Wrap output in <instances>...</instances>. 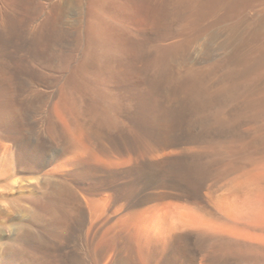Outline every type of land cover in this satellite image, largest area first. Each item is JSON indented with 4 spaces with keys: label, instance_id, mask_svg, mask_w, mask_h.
Returning <instances> with one entry per match:
<instances>
[{
    "label": "rangeland",
    "instance_id": "rangeland-1",
    "mask_svg": "<svg viewBox=\"0 0 264 264\" xmlns=\"http://www.w3.org/2000/svg\"><path fill=\"white\" fill-rule=\"evenodd\" d=\"M88 3L89 0H0V85L9 70L12 71L17 65H21L16 72L21 98L31 94L39 96L34 111L27 116L26 128L29 140H35L34 142H38L46 148L43 154L37 153L34 157L37 160L46 161L45 171L53 168V176L51 174L47 175V180H44L51 183L46 186L47 189L51 188L57 178L58 180L62 179L60 178L61 175L59 176V173L55 171L60 168L58 164L64 161L63 158L72 156L73 143L65 129V124L74 126L77 123H83L86 127L95 129L96 119L92 116L93 111L97 110L99 113L105 111L107 101L110 99L108 93L100 96L97 92L77 85V81L81 82V80L89 79L92 76L83 70L85 69L84 62L92 50L91 47L89 48L88 30L95 19L94 16L99 14L101 19L108 20L102 15L103 12L99 11L100 15L99 12L91 10ZM145 3L151 9L155 7L162 9V15L159 19L157 18L158 20L150 19L152 18L150 13L149 17L147 16L148 18L144 19L145 21L129 20L120 27L125 36L131 38L136 45L140 43L137 45L139 49L135 48L138 66L132 72L130 83L137 84L143 80L144 87L162 89L163 93L174 95L175 100L179 101L181 106L184 107L182 108L184 122L181 125L182 131L188 133L185 139H188V143L185 145L187 150L185 149L183 155L185 162L188 163L184 168L186 169L185 178L188 180H186L184 188L178 191L179 196L172 197L165 194L162 199L146 205L147 208L142 209L141 214L148 217L146 214H150V211L152 213V210L153 212L156 211L154 213L167 212L174 224L178 222V219L182 220L181 224L177 223L179 227L176 226L175 231L182 233V236H184L185 250L188 248L186 253L188 252L189 256L184 254L181 258L179 257V260L176 258L173 263H170L167 258L170 259L169 253L165 252L161 245H152L151 249L142 250L135 242L136 240L129 237V231L125 233L126 231L119 230L121 228L120 221L104 224L105 215L110 210L119 207L118 210L123 208L121 211L127 213L135 208L134 204L141 194L143 196L153 195L155 191L159 190L158 188L144 190L143 192L137 190L133 186L134 177L130 173H123V171L112 168L108 164L103 151L102 142H105V140L95 134L91 137L94 142L92 149L95 158L87 160L86 168L83 169L86 174L73 176L75 178H72L73 181L68 179L65 183L73 191L84 194L89 200V206L92 198L96 199L100 196L92 195L90 193L92 191H87V187L94 188L93 190L96 192L106 191L109 193L112 190L109 193L110 198L108 205H106L107 208H105L106 211L94 214L88 209V211L80 213L77 222L65 236L58 231L56 232V230L51 231L48 229L47 220L42 219L46 221L44 222L46 224L45 230H43V227L41 229L35 227L39 231L38 233H32L33 238L38 234L51 244V256L44 257L42 260L43 262H51L55 252L54 255L62 258V264H108L110 261H113L110 264H120V261L121 264H125L126 261L128 264H254L256 259H252L253 257L242 258V255L238 253L223 254L217 252L212 246L210 238L224 234L230 237L234 235V238L244 241L250 240L244 235H238L230 231L229 228L240 225V223L241 225L249 224L251 219L240 217L236 211L231 210L225 204L228 200L231 201L229 203L235 204L238 210L243 208L242 210L246 211L245 207L248 206V210L250 206L247 198L250 200V197L254 196V192L264 190V165L259 166L264 164V157H261L264 154V109L255 112L249 104L257 101L258 103L264 102V65L260 68L263 76L257 82H254L249 81V78L246 81V77L238 80L240 78L239 66L236 64V59L241 58L245 53L249 52L247 55L250 54V56L257 55L258 51L255 50H259L257 48L259 42L261 45L264 44V29L263 34H256L259 20L264 17V15L262 17L264 13H259L257 5H254L255 3L247 4L246 2L240 3L232 10H229L227 6L218 4L216 12L211 13L207 12V0H146ZM54 18L56 19L54 30L51 31L48 41H44L41 39L42 29L48 20ZM171 43H178L179 45H177L181 49L178 48L177 56L172 57L166 62L165 66H162L165 69L163 71L162 68H158L155 57L160 48ZM3 46L14 51L6 50ZM89 49L90 51H88ZM160 72L162 73L160 74ZM228 74H231L232 80L237 83L242 81L239 84L241 86L236 88L235 95H230V92H227V95L219 90L225 81L231 83L227 77ZM65 102L73 104L76 108L75 114H71L64 109V106L67 105ZM64 119L67 121H63ZM102 131L110 135L109 129L104 130L102 127ZM6 151L0 145V264L8 257V248L17 242L15 232L19 236L20 226L31 221L33 215L36 214V203L32 199L36 197L43 198L44 196L41 194L45 189L42 185L43 180H39L38 184L36 181H29L28 174L19 166L18 159L21 153L18 150ZM256 156L263 161L259 163V160L255 159ZM253 158L256 161H253ZM254 162H257V165ZM53 171L57 175L55 178ZM116 174L120 175L115 176ZM257 174L262 178H258ZM250 175L257 176L256 184L259 183L258 185H251L256 177ZM49 176H52V178ZM252 177L254 181H249ZM30 182L34 184L35 189ZM79 182L81 185H79ZM130 184L131 186H129ZM127 186L129 187L127 188ZM210 189L211 191H209ZM112 192L116 194L111 196ZM161 192L166 193L164 190ZM121 201H124L123 204ZM243 201H246V203H243ZM150 205L151 207H149ZM127 206L128 208H126ZM178 210L182 212V217H175L176 221L172 216ZM236 216L239 218H236ZM101 226L105 230H102ZM97 227L98 229L94 233ZM106 227L109 229L106 230ZM13 228L14 230H12ZM121 232L123 233L121 234ZM111 234L115 238L110 237ZM98 235L102 237L100 236V238ZM104 235L107 237L105 238ZM119 236L123 237L119 238ZM12 237L15 239L14 241H12ZM93 238L96 239L93 240ZM9 240L11 241L9 242ZM62 240L64 241L62 242ZM97 241L103 242L102 248H100L101 245ZM132 241L137 245H132L134 244ZM117 243L118 245H116ZM93 246H97L99 249ZM109 246L111 249L113 248L112 251ZM25 247L27 250H35L32 244ZM6 248L7 251H5ZM120 249L123 251H120ZM103 256L109 260H105ZM118 257L125 260H119ZM26 258L28 263L32 262L33 258L29 255ZM66 258L68 259L66 260ZM10 259L11 261L21 262L18 259Z\"/></svg>",
    "mask_w": 264,
    "mask_h": 264
},
{
    "label": "bare ground",
    "instance_id": "bare-ground-1",
    "mask_svg": "<svg viewBox=\"0 0 264 264\" xmlns=\"http://www.w3.org/2000/svg\"><path fill=\"white\" fill-rule=\"evenodd\" d=\"M207 1H208V3H206L207 12H210V13L214 12V11L216 12V10L218 9L217 8L218 4H222L224 6H227L229 10H232V9L236 8L240 3H243V2H246L247 4L255 3L254 5H257L259 13H261V12L264 13V0H207ZM145 2H146V0L145 1L144 0H89L88 5H89L90 9L94 10L96 12H99V11L103 12L102 15H104L106 18H108V20L101 19L99 17V14H98V16H96V15L94 16L95 19L92 21V24L90 25V28L88 30V38H89V44H90V46L89 45L88 46H89V48L91 47L92 50H91V53L89 52V54H88L89 57L84 62L85 69L83 70L84 72H86L92 76L89 79L85 78V79L81 80V82L77 81V85L82 87V88L91 90L93 92H97L98 95H100V96H104L106 93H108L110 95L109 96L110 99L107 101L108 104H106L105 111H103L102 113H99L97 110L93 111L92 116L94 119H96L95 129H92V128L90 129V128L86 127L83 123H77L74 126H71L69 124H65V127H66L65 129L69 133L70 139L73 143L72 150H71L72 156L69 158H63L64 159L63 162L60 161L61 163H59V164L57 163L58 167H60V168H58V170H55V171H57L59 173V176L60 175L62 176V177L60 176V178H62V179L58 180V178H57L55 180V182L52 184L50 189H47L46 186L48 184H51V183L49 181H44V180H47V178H48V177H46L47 175L53 174L52 173L53 168H52V170L50 169L49 171H45L44 168L47 166L46 161H40V160H37L35 158L36 157L35 155L37 153L43 154V151L46 148L43 145H41L40 143L38 144V142H34L35 140H29L27 128H26V125L28 123L27 122V116L31 112L34 111L35 106H36L37 102L39 101V96L37 94H31V95H28L24 98H21L20 93H19L20 88L18 87V81L16 79L17 78L16 72L18 71V69H20L21 65H17L16 68L12 71L9 70L7 75L4 77V81L0 85V145L3 148V150L4 149L7 151L8 150H12V151L18 150L21 153L20 154L18 152L20 154V157L18 159L19 166L25 173L28 174L29 181H31V182L36 181V183L38 184L39 180H43L42 185L44 186L45 189H43L41 187L44 190L43 193L41 194L42 196H44L43 198H39L36 196H35L36 198H34V199L31 198L32 201H35V203H36V207H37L36 208V214H34L33 215L34 217L31 218L32 222L31 221H29L27 223L25 222L24 225L20 226V228L18 225V228L20 229V231L17 230L20 233L19 236H17V232L14 231L16 233L15 239H17V242L15 245H12V243H14V242L11 243L12 246L10 248H8L9 249L8 250V253H9L8 257L6 259H4L1 262V264H62V258H60L58 255H54L55 252L53 253V259L51 260V262H43L42 258L47 257V256H51V254H52V252L50 251V249H51L50 245L51 244L47 241V239L41 237L38 234H36V237L33 238L34 235L32 233H35V232L38 233V231H39V229H36L35 227L40 228V229H41V227H43V230H45L44 228H46V224L44 222H46L45 220H47V225L49 227L48 229H50L51 231L56 230V232L58 231L63 236H65L73 228L75 222H77V220H78L77 218H78V216H80L79 215L80 213L85 212L86 210L88 211V209H89V211H91V213H94V214H98L102 211H106L105 208H107L106 205H108L109 198H110L109 193L112 190L109 193H107L106 191L96 192L95 190H93L94 188H88L87 187V191L88 190L92 191V192H90L92 195L100 196V198H96V199L92 198V201L90 202V206H89V200L84 194H82V193L79 194V193L73 191L65 183V181L67 182L68 179L73 181L72 178H74L75 176H79V174H82V175L86 174L83 169L86 168V162H88L87 160L88 159L91 160V158H93V159L95 158L94 157L95 153H93L94 150L92 149V145L94 142L91 140V137H93L95 134L105 140V142L103 141L102 143H103V151H104V154L106 155V161L108 162V164L112 168L123 171V173L124 172L130 173L134 177V179H133L134 185L133 186H135V188L137 190H139V191L141 190L142 192L144 190L148 191V189L151 190L154 188L155 189L158 188V190H159V191H155L153 195L143 196L141 194L140 198L134 204L135 208L133 210L127 212V213H123L124 211L123 212L121 211L123 208L118 210L119 207H118V209L110 210V212L107 215L104 214L105 215L104 224H107L109 222L113 223L114 221H120V227L121 228L119 230L126 231L125 233H127V231H129V234H130L129 237H131L132 240L135 239L136 240L135 242L138 244L139 248L142 250H149V249H151L152 245H155V246L161 245L162 249L165 250V252L167 251L169 253L168 255L170 256V259H169V257H167V258H168V261L170 263H173V261L176 258H178V260H179V257L181 258L182 255H184V254L186 256H189L187 254L188 252L186 253V250L188 248L185 250V244L186 243H185L184 238H183L184 236H182V233H178L175 231V227L176 226H177V228L179 227V225L177 223L181 224L182 220L178 219V222L174 224L173 222H171V220H170L171 216H169V214L167 212L154 213L156 211L153 212L152 208H151L152 213L149 209L150 214H146V215H148V217L145 215L143 216V214H141L142 209L144 210L147 208L146 205L150 204L151 202H153L155 200L162 199L165 194L170 195L172 197L179 196L178 191L184 188V186L186 184V180H188L185 178V175H186L185 170L186 169H184L188 163H186L184 158H183L184 151L186 149L185 145L188 143V139L185 140L186 137L188 136V133H187V131L185 133L182 131V125H181L182 122H184L183 109H182L184 107L181 106L179 101L175 100V98L173 97L174 96L173 94H172L173 96H171L170 93H169V95L165 94V93H163V91H161L162 89L159 90V89H156L155 87L154 88L153 87L152 88L144 87V81L143 80L137 84L130 83L132 72L135 71V69L138 66L135 48L140 43H138L136 45V43L134 41H132L131 38L129 39L127 36H125V34L122 32V29L120 27L123 26L125 24V22H127L129 20H144V19L149 17L148 15L150 13L152 14V15L150 14V16L152 17L150 19H152V20H154V19L158 20L161 17V15H162V11H161L162 9L161 8H159V7L153 8L152 7L153 9H151L148 5H146ZM153 6H154V4H153ZM26 7H28V6H26ZM198 8H196V9H198ZM196 9H195V12H196ZM180 10H182V9H180ZM198 13H199V11H198ZM100 15H101V13H100ZM263 15L264 14H262V17H263ZM195 16H196V14H195ZM195 20H196V18H195ZM55 22H56L55 18L53 20L47 21V23L45 24V26L42 29L43 32L41 34V39H43L44 41H48L47 39L50 36L51 31L54 30ZM127 25H129V24H127ZM187 26H189V25L187 24ZM263 29H264V17L259 20V24H258L256 34H261L263 32ZM261 36H263V35H261ZM41 39H39V40H41ZM260 41H261V38H260ZM177 44H172V43L168 44L167 46H164V47L160 48V50L157 51V55L155 58H156V63L158 65V68H162V66L163 65L165 66L166 62L169 61V59H171L174 56H177L176 53H178L177 52L178 48H180V46H178L179 44L178 45ZM260 45H261L260 42H259L258 47L256 45V47L259 49V50H257V49L255 50L256 52L258 51L257 55H251L250 56V54L247 55L249 53L248 52V53H245V55L241 56V58L236 59V61H237L236 64H237V66H239V77L240 78H238V80L239 79L241 80L242 77H246V81L249 78V81H254V82L256 81L257 82L260 79V77L264 75L263 74L264 71L262 72L260 69L264 65V49H263L264 44L261 45V47L263 46L262 48L260 47ZM5 46H6V44H5ZM141 47H142V45H141ZM4 49L9 50V51H14L13 49H10L9 47H4ZM138 49L139 48L137 47V50ZM156 50H157V48H156ZM88 51H90V49ZM5 52H7V51H5ZM256 52H254V53L256 54ZM86 57H87V53H86ZM81 64H83V63H81ZM0 69H1V67H0ZM162 70L164 71L165 69L162 68ZM162 72H160V74ZM230 75L231 74H228V76L227 75L226 76L228 77V79L231 83H227V81H225V83H223L224 85H222L219 88V90L221 93L227 94V92H230V95L231 94L235 95L236 94L235 92H237L236 88L241 86V85L239 86V84H240V82L242 83V81H239V83H237L236 81L232 80V77ZM227 77H225V78H227ZM262 100H261V102H262ZM66 104L67 105L64 106V109L66 111L68 110L71 114H75L76 108L73 106V104H71V102L66 103ZM249 104H251V107L255 112L260 111L262 108L264 109V102L258 103V101H257V102H250ZM239 113H240V111H239ZM65 119L63 121H67ZM58 127H59V125H58ZM102 127L104 128V130L106 128L109 129L110 135H107V133H105V131L103 133ZM111 132H112V134H111ZM65 134H66V132H65ZM52 137H53V135H52ZM41 143H43V142H41ZM196 148H198V147H196ZM69 149H71V148H69ZM216 151H217V149H216ZM258 153H260V152H258ZM98 156H99V154H98ZM102 156H104V155H102ZM254 157H255V155H254ZM257 157L258 156H256L255 159H257V161H258L259 159ZM261 157H264V154L261 155ZM44 158H45V156H44ZM255 159L253 161H256ZM263 160L262 159L259 160V163ZM248 162H250V161H248ZM256 163L257 162H254V164H256ZM259 163H258V165H259ZM263 165L264 164H260L259 166H263ZM87 168H89V167H87ZM263 168H264V166H263ZM247 169H249V168H247ZM254 169H255V167H254ZM213 171H214V169H213ZM247 171H249V170H247ZM208 172H209V170H208ZM92 174H93V172H92ZM120 174H118V175H120ZM54 175H55L54 176V178H55L57 176L55 174V172H54ZM118 175L116 174L115 176H118ZM122 175H124V174H122ZM247 175H246V177H247ZM255 175H250V176L254 177ZM258 175L259 174H257V176ZM52 176H49V177L52 178ZM250 176H249V178H250ZM257 176H255L256 177L255 181H254L253 177L251 178V180H249V181L255 182V183L252 182L253 184L251 183V185L256 184V179L261 177V176L260 177L258 176V178H257ZM121 177H119V178H121ZM123 178H122V180H123ZM91 179L93 180L94 178H91ZM263 179H264V175H263ZM53 181H54V179H53ZM72 181H70V182H72ZM82 182H83V180H82ZM97 182H98V180H97ZM121 182H123V181H121ZM31 184H33V183H31ZM72 184H74V183H72ZM100 184H101V182H100ZM258 184H256V185H258ZM79 185H81L80 182H79ZM104 185H106V184H104ZM119 185H121V184H119ZM106 186H108V185H106ZM129 186H131V184ZM129 186H127V188ZM32 187L34 188V184ZM35 187H37V186H35ZM117 187H116V189H117ZM41 188H40V190H42ZM73 188H74V186H73ZM34 189H32V190H34ZM76 189H77V187H76ZM163 190L166 191V193L163 194L161 192ZM209 191H211V189ZM261 191H263V192H261ZM261 191H258L257 193L254 192V194H253L254 196L250 197V200L247 198V200L249 202L248 204L250 206H249L248 210H247L248 206L245 207L246 211L242 210L243 208L241 210H238V208L235 206V204L229 203L231 201H228V200L226 202V200H225V202L227 203L225 205H227L231 210L236 211V213L240 217H243L244 219H246V218L251 219L249 224L247 223L246 225H241V223H240V225H239L238 223H236L239 226L234 224L235 226L230 227L229 230L238 234V235H244L247 238H250V240L244 241V240H240L238 238H234V235H233V237H230V236H227L224 234H220L219 236H215V238L214 237L210 238V240H212V246L214 247V249L217 252H220L223 254L238 253L239 255H242V258L243 257H246V258L247 257H253L252 259L255 258L256 262L254 264H264V190L262 189ZM86 192H85V194H86ZM120 192H122V191H120ZM112 194L114 195L116 193L112 192L111 196H112ZM120 199H122V198H120ZM123 202H122V204H123ZM243 203H246V201H243ZM243 203H242V205H243ZM149 207H151V205ZM239 207H240V205H239ZM126 208H128V206ZM237 216H236V218H239ZM172 217L181 218L182 212L180 210H178L173 214ZM243 218H241V219H243ZM42 219H45V220L43 221ZM176 221H177V219H176ZM98 224H100V223H98ZM242 224H244V223H242ZM14 228L12 230H14ZM106 228H107L106 230L109 229L108 227H106ZM96 229H98V227L95 228L94 233H96ZM32 230H33V232H32ZM102 230H105V229H103V227H102ZM111 230H113V228H111ZM181 232H182V230H181ZM15 233H14V235H15ZM103 233H104V231H103ZM107 233H108V231H107ZM111 233H112V231H111ZM122 233L123 232H121V234ZM105 234H106V232H105ZM93 236L95 237V235H93ZM104 237H105V235H104ZM110 237H112V234L110 235ZM121 237H123V236H119V238H121ZM126 237H127V235H126ZM105 238H103V239H105ZM112 238H115V236ZM112 238H110V239L112 240ZM15 239L13 238L12 241H14ZM62 239H64V238H62ZM94 239H96V238H93V240ZM127 239H128V237H127ZM127 239H125V240L127 241ZM98 240H100V239H98ZM116 240H117V238H116ZM119 240H118V242H119ZM10 241L11 240H9V242ZM63 241L64 240H62V242ZM97 242H99V241H97ZM132 242L134 243V241H132ZM113 243H114V241H113ZM8 244H10V243H8ZM29 244H32L34 246V248H35L34 251L29 250V249L27 250V248L25 246L26 245L28 246ZM102 244H103V242L100 243V245H101L100 248H102ZM116 245H118V243ZM132 245H135V243ZM97 246H98V244H97ZM155 246H154V248H155ZM93 247H95V246H93ZM129 247H130V245H129ZM53 248H55V247L53 246ZM109 248H110V246H109ZM154 248H153V250H154ZM112 249H111V251H112ZM116 249H118V248H116ZM103 250H105V249H103ZM103 250H102V252H103ZM142 250L140 251L141 253H142ZM5 251H7V248L5 249ZM120 251H123V250L120 249ZM145 252H147V251H145ZM96 254L98 255V253H96ZM103 254H104V252H103ZM118 254H119V250H118ZM164 254H166V253H164ZM28 255L31 258H33L32 262L30 261L31 259L29 258L30 259L29 261L31 263L27 262L26 256H28ZM141 255H143V254H141ZM106 256H108V254ZM166 256H167V254H166ZM103 257H105V256H103ZM10 258H14L15 260L16 259L21 260V262L17 261L18 262L17 263L16 261H11ZM114 258L117 259L116 257H114ZM167 258H166V262H167ZM67 259L68 258H66V260ZM107 259L105 257V260H107ZM120 259L122 260V257L119 258V260ZM123 260H125V259H123ZM112 262L110 261V263H112ZM126 262H125V264H126ZM63 263H64V260H63ZM110 263H108V264H110ZM120 264H121V261H120ZM127 264H128V262H127ZM189 264H191V263H189Z\"/></svg>",
    "mask_w": 264,
    "mask_h": 264
}]
</instances>
